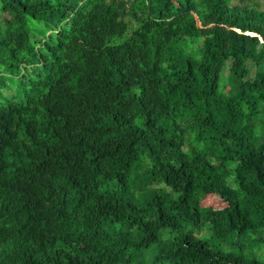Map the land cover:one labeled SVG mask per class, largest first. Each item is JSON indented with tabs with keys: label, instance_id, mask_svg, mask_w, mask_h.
Returning a JSON list of instances; mask_svg holds the SVG:
<instances>
[{
	"label": "trees",
	"instance_id": "trees-1",
	"mask_svg": "<svg viewBox=\"0 0 264 264\" xmlns=\"http://www.w3.org/2000/svg\"><path fill=\"white\" fill-rule=\"evenodd\" d=\"M261 0H0V264H264Z\"/></svg>",
	"mask_w": 264,
	"mask_h": 264
},
{
	"label": "rangeland",
	"instance_id": "rangeland-1",
	"mask_svg": "<svg viewBox=\"0 0 264 264\" xmlns=\"http://www.w3.org/2000/svg\"><path fill=\"white\" fill-rule=\"evenodd\" d=\"M260 2H261V5L264 7V0H261Z\"/></svg>",
	"mask_w": 264,
	"mask_h": 264
}]
</instances>
